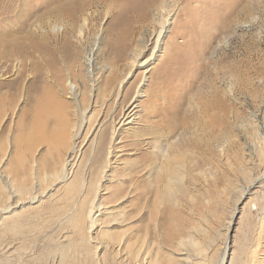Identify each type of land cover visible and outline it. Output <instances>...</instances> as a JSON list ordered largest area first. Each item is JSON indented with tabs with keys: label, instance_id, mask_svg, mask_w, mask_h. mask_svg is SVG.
<instances>
[{
	"label": "rangeland",
	"instance_id": "rangeland-1",
	"mask_svg": "<svg viewBox=\"0 0 264 264\" xmlns=\"http://www.w3.org/2000/svg\"><path fill=\"white\" fill-rule=\"evenodd\" d=\"M84 3L76 22L69 19L65 12ZM5 38L17 51L0 58V264H193L199 253L191 232L207 258L264 264V0H17L13 12L0 15ZM145 59L143 70L136 62ZM55 80L67 103L58 111L67 116L70 144L60 151L39 144L18 157L35 120V98ZM132 103L141 133L153 127L157 113H178L188 119L186 137L198 143L217 134L210 120L218 114L224 147L222 156L218 144H210L213 163L203 170L213 178L200 199L204 223L166 242V217L159 218L161 247L148 234L150 243L135 244L144 259L133 262L126 241L143 225V213L133 210L129 188L113 200L106 194L121 181L116 171H127L150 149L151 135L135 148L129 130H121L120 155L100 174L102 126L94 129L116 124ZM61 158L75 163L63 179ZM180 199L183 211L196 202ZM95 203L101 210L92 226L87 209Z\"/></svg>",
	"mask_w": 264,
	"mask_h": 264
},
{
	"label": "bare ground",
	"instance_id": "bare-ground-1",
	"mask_svg": "<svg viewBox=\"0 0 264 264\" xmlns=\"http://www.w3.org/2000/svg\"><path fill=\"white\" fill-rule=\"evenodd\" d=\"M16 4L17 0L5 1V3L0 5V15L3 11L10 10L11 12H13ZM87 5L88 3H84L79 6L77 5L75 6L76 9L67 10L65 13L68 15L69 19L75 21L77 14L83 11ZM40 7H42V5ZM40 7L37 8L40 9ZM37 8L26 14L24 20L20 22V27H24L29 22V20L33 16L32 14L35 10H37ZM164 29H166L165 25L161 26L160 31L157 33V38L155 40V49L159 47L160 38L163 34ZM9 32L12 33L13 30H10ZM15 46L16 45L13 44L8 38L0 40V58H6L10 53H15L17 51ZM148 61V59L138 60L136 64H139V66L144 70L148 66ZM56 85V80L51 84L45 83L40 95L35 98L37 104L34 110L35 120L29 133L24 136L27 146L25 145L26 147H22L20 145V147H17L19 154L18 157H21L26 153L33 152L35 147L37 145L39 146V144L48 146V148H50V150L52 151L55 149H59L60 151L61 148L66 149L69 146L70 133L66 129L67 116L64 117L60 115L58 111L59 108L67 105V103L60 99V96L55 89ZM139 92L140 91H138L137 93ZM136 107L137 104L132 103L131 105H129L127 107L128 112H125L120 121H118L116 124L112 125L110 123V126L98 124L94 128L96 132V130H100L102 126L101 131L98 132L99 134L96 144V162L97 165L100 166V174L106 171L105 168L111 166L113 157L120 155L118 151L121 147L119 145L123 135V133H121V130H129L127 134L132 138V144L135 148H137V145L141 141V136H146L147 134L151 135V138L148 141L151 144L150 149H147V152L141 153L139 155L138 161H135V163L131 165L129 164L130 166L127 168V171H116V173L119 174V180L121 181H119V183H115L113 193H108V195L106 194L108 199L113 200V195L118 193L119 189L129 188V202L132 205L133 210L135 212L139 211L143 213V225H138L139 227L135 226L137 227V230H135L134 228V230L130 231L132 234L129 235V240L126 241L127 246L125 249L128 255L126 256L128 257L129 261L132 262L141 259V257L144 259L143 253L141 255L140 252L135 249V244L139 243L140 241H142L141 244L150 243L147 240L148 234H151L150 238L153 237V239H151V243L153 245H161L160 243H162V241H160L159 238H155L158 236H156L155 229L156 224H158L156 221L159 218L162 219L163 217H166V220H164L165 235L162 236L163 241L165 240L166 242H171V239H174V236L176 237V235L177 237L180 235H184L183 231L187 228L188 229L186 232L187 234H189L198 226V224L204 223L205 205L200 201V199L207 194L209 182H213L211 181L213 178L211 179L209 176H207L206 173L203 172L206 164H210L212 162L213 157L209 156L212 151L210 148V144L214 143L216 144V146L218 144L219 153L224 151L222 149L224 148L223 145L218 142V139L223 136L222 135L219 138V129L221 128L220 126L223 118L218 114L213 115V118H211L210 120L212 126H209L212 129V132L216 131L217 134L214 135V133H212L210 134V136L207 135V138H205L203 143H198L196 139L192 140L189 137H186V130L188 129L189 122L185 117L180 118V115L178 113H175L172 117H167L162 113H157L156 116L158 118L153 122V127L151 126L148 132L145 131L141 133L134 126L137 124V121L135 119L136 112L134 111ZM51 118L54 119L53 125H50ZM177 133L179 134V139L176 142L171 141ZM222 142H224V140ZM136 152L138 155V150ZM219 153L218 155L220 156ZM218 155L214 156L218 157ZM221 155L223 156V153H221ZM68 160L66 159L64 162L62 158L60 159L63 164L62 172L59 175V177L61 176V179L66 178L70 175L71 172H73L72 168L75 163ZM50 163L51 162H43L41 164H44L46 167ZM217 165V170L223 169L220 168V162L217 163ZM17 168L19 169V166ZM195 169H200L201 173H195ZM219 174H221V172ZM101 176L105 175L103 174ZM206 182H208L207 185ZM189 184H192L193 186ZM217 193L220 195L221 192ZM184 197H189L191 200L196 201L195 203L190 205V208H188L187 211H183L177 207V205H179L180 203H178L177 200ZM100 206V203H95L94 206H91L89 209H87V217L90 219V223L92 224V226H94L97 219V216H95L96 212H99L101 210ZM169 219H171L172 221H170ZM199 232L201 233V238L203 239L204 229L199 228ZM195 237L196 235L191 232L189 236L190 243L193 245V248H195V251L199 253V255L194 259L193 257L191 258L193 260V264H225L226 256L222 257L221 260H219L220 262H217L212 260V258H207V256L202 254V241H195Z\"/></svg>",
	"mask_w": 264,
	"mask_h": 264
}]
</instances>
